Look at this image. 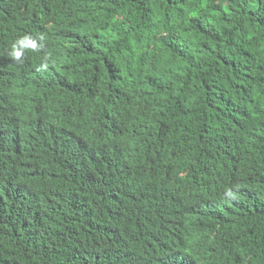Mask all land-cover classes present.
Masks as SVG:
<instances>
[{
  "label": "trees",
  "instance_id": "trees-1",
  "mask_svg": "<svg viewBox=\"0 0 264 264\" xmlns=\"http://www.w3.org/2000/svg\"><path fill=\"white\" fill-rule=\"evenodd\" d=\"M0 264H264V0H0Z\"/></svg>",
  "mask_w": 264,
  "mask_h": 264
},
{
  "label": "clouds",
  "instance_id": "clouds-1",
  "mask_svg": "<svg viewBox=\"0 0 264 264\" xmlns=\"http://www.w3.org/2000/svg\"><path fill=\"white\" fill-rule=\"evenodd\" d=\"M27 35V34H26ZM24 35V36H26ZM25 40L27 38L19 40L16 44H13L11 55L12 57L20 61L23 55V47L25 45ZM17 45H20L19 47ZM32 48H35L36 45L34 43H30ZM30 63V60L27 64ZM26 64V65H27ZM43 68V65L38 69ZM60 123L57 128V138L59 142L67 147L70 154V163L69 167L66 169V173H62L58 176H65L67 180L73 186V180L86 182L88 180V172L87 166L92 164L88 156L90 153H94V148L91 144H88L89 139V126L85 120L80 118V116L76 112H72L67 116L61 115L59 117ZM58 119V120H59ZM66 122H70L74 125H68ZM100 152L97 150V153ZM27 165V162L21 160H14V167L23 169ZM5 171V176L7 174ZM57 176V177H58ZM56 178V177H55ZM228 195H232L231 190L227 192Z\"/></svg>",
  "mask_w": 264,
  "mask_h": 264
}]
</instances>
